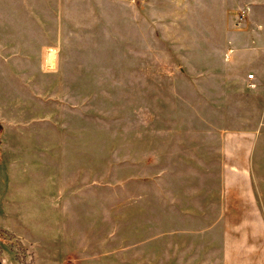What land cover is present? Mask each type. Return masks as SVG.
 <instances>
[{
  "label": "rangeland",
  "instance_id": "374dc122",
  "mask_svg": "<svg viewBox=\"0 0 264 264\" xmlns=\"http://www.w3.org/2000/svg\"><path fill=\"white\" fill-rule=\"evenodd\" d=\"M29 2L44 75L21 118L78 142L69 166L99 185L84 238L116 264H264V0ZM31 251L0 227V264Z\"/></svg>",
  "mask_w": 264,
  "mask_h": 264
},
{
  "label": "crops",
  "instance_id": "0c3cea01",
  "mask_svg": "<svg viewBox=\"0 0 264 264\" xmlns=\"http://www.w3.org/2000/svg\"><path fill=\"white\" fill-rule=\"evenodd\" d=\"M18 1L15 6V0H0V67L6 70L3 88L10 107L7 114L0 106L4 175L0 213L15 216V230L0 227L15 231L29 245L34 264H116L114 253H101L98 243L93 246L83 236L82 225L94 218V209L98 212L99 185H83L76 178L81 169L73 154L75 166H69L68 144H75L70 151L77 153L78 142L68 141L66 135L52 136L50 119L33 118L35 113L21 118L23 110L36 103L31 97L38 95L30 81L44 74L34 67L43 58L35 55V45L29 43L33 7L30 0ZM17 97L27 103L26 108L15 104Z\"/></svg>",
  "mask_w": 264,
  "mask_h": 264
},
{
  "label": "built area",
  "instance_id": "2783aa9c",
  "mask_svg": "<svg viewBox=\"0 0 264 264\" xmlns=\"http://www.w3.org/2000/svg\"><path fill=\"white\" fill-rule=\"evenodd\" d=\"M242 17H243V15H242ZM247 85H248V87L249 88H255L256 86H257V79H256V76H255V74H249L248 76H247Z\"/></svg>",
  "mask_w": 264,
  "mask_h": 264
},
{
  "label": "bare ground",
  "instance_id": "6f19581e",
  "mask_svg": "<svg viewBox=\"0 0 264 264\" xmlns=\"http://www.w3.org/2000/svg\"><path fill=\"white\" fill-rule=\"evenodd\" d=\"M52 53H53V50H50V51L48 52V56H47L48 61H50V60L52 59ZM48 65H49V63H48ZM51 66H52V65H51Z\"/></svg>",
  "mask_w": 264,
  "mask_h": 264
},
{
  "label": "trees",
  "instance_id": "16d2710c",
  "mask_svg": "<svg viewBox=\"0 0 264 264\" xmlns=\"http://www.w3.org/2000/svg\"><path fill=\"white\" fill-rule=\"evenodd\" d=\"M0 158H1V160H2V155H0ZM3 234H4V232H3Z\"/></svg>",
  "mask_w": 264,
  "mask_h": 264
}]
</instances>
